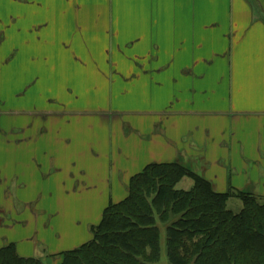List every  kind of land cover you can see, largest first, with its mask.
<instances>
[{"label":"crops","instance_id":"1","mask_svg":"<svg viewBox=\"0 0 264 264\" xmlns=\"http://www.w3.org/2000/svg\"><path fill=\"white\" fill-rule=\"evenodd\" d=\"M0 115V248L25 258L91 241L151 164L264 196V0H0Z\"/></svg>","mask_w":264,"mask_h":264},{"label":"trees","instance_id":"2","mask_svg":"<svg viewBox=\"0 0 264 264\" xmlns=\"http://www.w3.org/2000/svg\"><path fill=\"white\" fill-rule=\"evenodd\" d=\"M187 177L191 185L179 188ZM231 198L242 202L236 210ZM59 256L60 264H264V196L219 192L181 161L151 164L105 210L92 240ZM0 264L46 263L8 244Z\"/></svg>","mask_w":264,"mask_h":264},{"label":"rangeland","instance_id":"3","mask_svg":"<svg viewBox=\"0 0 264 264\" xmlns=\"http://www.w3.org/2000/svg\"><path fill=\"white\" fill-rule=\"evenodd\" d=\"M0 118H1V115H0ZM0 120H1V119H0ZM9 120H10V119H9ZM5 133H7V132H5ZM5 133H1V134H0V137H8L7 134H5ZM181 161L184 162L186 165H188L189 167H191V168H193V169H196V170H198V171H202V170H203L202 166L200 165V164H202V163H201V161H200L199 159H190V158H187V157H186V159H185V158H181ZM192 182H193L192 179H190L189 177L184 178V179L182 180V182L178 185V187H179V188H188V186L191 185ZM247 190H249V191H251V192H254V190H250V189H247ZM62 192H63L62 196H59V197H57V198H59V199H63V198H64V190H62ZM254 194H255V193H254ZM256 195H259V194H256ZM259 196H260V195H259ZM241 204H242V202H241V200L238 199V198H231L230 201H229V206H230V208H233V209H235V210H236L237 205L240 206ZM56 207H57V205H56ZM59 207H60L61 209H64V208H65L64 203L61 202V205H60V203H59ZM57 211H58V210H57ZM164 236H165V235H164ZM163 245H164V254H163V258H164V260H165V259H166V245H165V240H164V238H163ZM40 258H41L46 264H60V256H59V255L50 256V255H47V254H42V256H41Z\"/></svg>","mask_w":264,"mask_h":264}]
</instances>
